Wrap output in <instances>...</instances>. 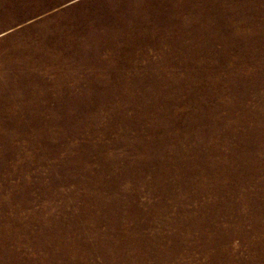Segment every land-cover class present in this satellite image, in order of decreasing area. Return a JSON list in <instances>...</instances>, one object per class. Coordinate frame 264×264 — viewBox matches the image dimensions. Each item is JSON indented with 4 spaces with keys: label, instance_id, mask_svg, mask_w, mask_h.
Returning <instances> with one entry per match:
<instances>
[{
    "label": "rangeland",
    "instance_id": "374dc122",
    "mask_svg": "<svg viewBox=\"0 0 264 264\" xmlns=\"http://www.w3.org/2000/svg\"><path fill=\"white\" fill-rule=\"evenodd\" d=\"M0 264H264V0H0Z\"/></svg>",
    "mask_w": 264,
    "mask_h": 264
}]
</instances>
